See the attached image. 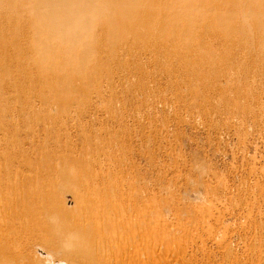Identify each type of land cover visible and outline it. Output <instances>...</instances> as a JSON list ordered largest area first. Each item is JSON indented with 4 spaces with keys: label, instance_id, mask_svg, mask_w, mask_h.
Here are the masks:
<instances>
[{
    "label": "rangeland",
    "instance_id": "1",
    "mask_svg": "<svg viewBox=\"0 0 264 264\" xmlns=\"http://www.w3.org/2000/svg\"><path fill=\"white\" fill-rule=\"evenodd\" d=\"M0 175L9 264H264V0H0Z\"/></svg>",
    "mask_w": 264,
    "mask_h": 264
},
{
    "label": "bare ground",
    "instance_id": "2",
    "mask_svg": "<svg viewBox=\"0 0 264 264\" xmlns=\"http://www.w3.org/2000/svg\"><path fill=\"white\" fill-rule=\"evenodd\" d=\"M82 7L77 8L78 12L77 15L80 13ZM1 176V175H0ZM3 177H0V186L3 188H0V264H9L11 257L13 256V251L11 249H17L19 246L18 241H10L13 244L8 245L5 244L4 240H7L6 231L8 229L18 230L19 232H22L25 230L23 227V211L24 207L21 205L18 207L17 210L12 211V208L10 206L11 204V197L13 190L7 186V185H1L5 184ZM111 214L110 208H102L100 209L95 216H90L87 220H79L77 224V228L70 232V235L72 234L74 237L77 236H87L92 240V242L96 243L97 253L100 255H104V253L113 256L117 261L121 260L124 261L123 258H125L126 261L130 262V264H137V261H132L130 257L125 253L122 252L118 246L117 243H110L105 244L104 243V235L105 232L108 231V229L105 227L104 221L108 218V215ZM113 222L115 224H122L124 221L120 217H115L113 219ZM134 226V225H133ZM35 228L38 233H41L43 228H38L35 224L32 225L33 229ZM147 241L149 239H152L155 234L151 233L150 231L147 232ZM111 238L113 239V242H120V241H128L127 235L114 231L110 234ZM162 240V239H161ZM69 245V244H68ZM104 252V253H103ZM12 253V254H11ZM11 254V255H9ZM11 256V257H10ZM97 256V255H96ZM59 258V257H58ZM46 257L44 260H40L37 264H91L92 262L91 257L84 258V257H78V256H64L59 259ZM94 258L92 257V260ZM123 259V260H122ZM147 261L144 264H152L151 261ZM127 262V263H128Z\"/></svg>",
    "mask_w": 264,
    "mask_h": 264
}]
</instances>
